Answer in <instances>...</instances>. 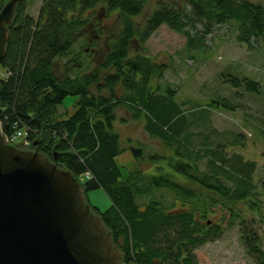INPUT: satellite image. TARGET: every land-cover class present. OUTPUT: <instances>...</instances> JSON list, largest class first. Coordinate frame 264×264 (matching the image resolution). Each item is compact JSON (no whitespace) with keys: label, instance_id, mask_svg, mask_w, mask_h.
Here are the masks:
<instances>
[{"label":"trees","instance_id":"obj_1","mask_svg":"<svg viewBox=\"0 0 264 264\" xmlns=\"http://www.w3.org/2000/svg\"><path fill=\"white\" fill-rule=\"evenodd\" d=\"M147 1L43 0L35 21L25 14L26 0H22L0 61L10 72L8 78H0V121L4 133L11 131L15 122L30 127V148L52 161L55 154L57 165L80 181L85 196L97 189L106 194L111 205L104 211L88 199L86 202L122 251V264H190L191 251L215 236L217 229L205 223L209 231L203 233L200 213L191 209L180 207L167 212L154 200L143 206L137 203V198L149 194L152 188H167L182 202L196 195L190 186L174 181L170 173L145 176L127 172L123 176L116 158L125 149L119 134L112 130L116 107L125 106L132 118L143 119V130L149 137L167 146L175 145L174 156L180 160L170 163L173 173L186 176L191 183L226 201L248 196L256 162L260 161L264 169V148L258 140L236 135L215 147L204 144L198 150L188 149L182 137L190 133L174 90L168 87L160 92L150 86L151 79L161 75L163 66L137 50L133 56L129 52L133 46L144 48L162 24L183 34L188 48L202 49L205 35L214 25L235 22L237 41L250 46L253 41L264 40V4L246 0H157V8L142 27H137L132 18L142 13ZM111 13H115L119 28L106 38L100 17ZM190 22L201 23L202 33L191 35ZM82 37L90 50L82 45L75 50ZM103 40L106 45L101 50L98 46ZM71 55L63 75H58L56 59ZM82 55L96 64L88 72L72 76L70 69L78 67ZM226 80L242 85L246 91H258V83L248 77L229 75ZM68 95L76 96L75 111L57 120L56 108ZM206 106L234 110L227 100L211 101ZM131 150L135 154L140 151ZM202 160L205 171L199 174ZM85 173H89V179L81 180ZM259 240L248 236V242L254 243L257 264H264Z\"/></svg>","mask_w":264,"mask_h":264},{"label":"rangeland","instance_id":"obj_2","mask_svg":"<svg viewBox=\"0 0 264 264\" xmlns=\"http://www.w3.org/2000/svg\"><path fill=\"white\" fill-rule=\"evenodd\" d=\"M246 1L264 4V0ZM4 2L0 0V6ZM42 4L43 0H26L25 14L37 21ZM157 5V0L147 1L142 13L132 18L137 27L144 25ZM94 9L99 12L97 6ZM100 19L103 37L107 38L119 28L115 22V13L107 17L101 16ZM203 29L201 23L190 22L188 26L193 36H196V33L201 34ZM237 33L235 22L216 24L211 32L205 35V45L202 49L188 48L183 34L162 24L146 40L144 48L133 46L130 49V56L137 50L155 64L163 66L161 75L154 76L150 86L159 88L160 92L168 87L174 90L175 101L181 104L187 121V131L190 133L182 137L188 149L198 150L205 147L204 144L215 147L217 143L230 142L236 135L246 140H258L264 148V40L258 39L247 46L237 41ZM86 42L85 37L79 38L75 50L81 45L87 49ZM105 45L104 40L100 41L98 48L105 49ZM83 55L77 63L78 67L70 69L72 76L86 73L95 66L93 59L89 60ZM71 57L73 56L56 59L55 70L58 75H63L66 70L64 64ZM229 75L250 78L258 83V91L249 92L242 85H232L226 80ZM92 91L95 89L92 88ZM216 100L229 101L234 110L212 109L206 106ZM75 103V95L66 96L57 106L55 118L59 120L73 114ZM115 115L112 130L119 134L120 145L125 149L116 158L123 176L127 172H140L145 176L170 173L174 181L190 186L196 195L195 199L182 202L176 193L167 188H150V193L138 197L137 203L143 206L154 200L167 212L180 207L191 209L195 214L200 213L203 233L209 231L208 227H204L207 221L217 229L218 234L215 232V236H211L191 251L190 264H257V254L253 251L254 243L248 242V236H257L260 239L259 249L264 252L262 163L256 162L251 176L253 186L248 196L243 200L226 201L191 183L186 176L173 173L170 163L180 160L174 156L175 145L167 146L158 139L149 137L143 130V119L132 118L127 108L120 105L116 107ZM131 148L139 149V154H135ZM181 150L186 151L184 148ZM191 157L190 161L195 157L194 152ZM204 167L205 160H202L199 164V174L205 171ZM141 187L144 188L143 185ZM90 192L101 193L99 200H94L92 204H98L102 210L110 206L104 205L103 200L108 198L102 190ZM210 231L214 232V228Z\"/></svg>","mask_w":264,"mask_h":264},{"label":"water","instance_id":"obj_3","mask_svg":"<svg viewBox=\"0 0 264 264\" xmlns=\"http://www.w3.org/2000/svg\"><path fill=\"white\" fill-rule=\"evenodd\" d=\"M4 1L0 61L22 0ZM53 157L8 144L0 125V264H122L82 184Z\"/></svg>","mask_w":264,"mask_h":264},{"label":"built area","instance_id":"obj_4","mask_svg":"<svg viewBox=\"0 0 264 264\" xmlns=\"http://www.w3.org/2000/svg\"><path fill=\"white\" fill-rule=\"evenodd\" d=\"M9 75H10L9 71L3 72L0 69V77L6 79L8 78ZM30 131H31L30 127L25 125L19 126L17 122H15L14 125H12V130L6 133L7 142L11 144L28 146L30 144V140H29ZM86 177H88V174H86Z\"/></svg>","mask_w":264,"mask_h":264},{"label":"crops","instance_id":"obj_5","mask_svg":"<svg viewBox=\"0 0 264 264\" xmlns=\"http://www.w3.org/2000/svg\"><path fill=\"white\" fill-rule=\"evenodd\" d=\"M101 193H95V192H89L88 194H87V198H88V200H89V202H90V204L92 205V206H95V207H97L99 210H101V211H104V210H102L101 208H99L98 206V204H92L91 202H93L94 200H99V198L101 197V195H100ZM109 201V202H108ZM103 203H104V205H106L107 204V207L109 206V205H111V202H110V200L109 199H106V200H103ZM97 205V206H96ZM107 209V208H106Z\"/></svg>","mask_w":264,"mask_h":264}]
</instances>
